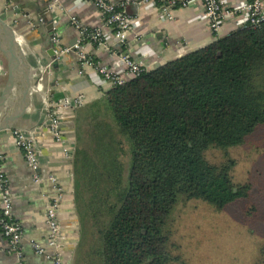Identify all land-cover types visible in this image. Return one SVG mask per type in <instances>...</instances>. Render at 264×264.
I'll use <instances>...</instances> for the list:
<instances>
[{
    "label": "trees",
    "instance_id": "1",
    "mask_svg": "<svg viewBox=\"0 0 264 264\" xmlns=\"http://www.w3.org/2000/svg\"><path fill=\"white\" fill-rule=\"evenodd\" d=\"M75 118L89 132L71 164L72 264L177 261L167 226L179 197L219 211L252 191L233 182L234 159L214 163L206 152L264 128V22L111 87ZM253 264H264V245Z\"/></svg>",
    "mask_w": 264,
    "mask_h": 264
},
{
    "label": "crops",
    "instance_id": "2",
    "mask_svg": "<svg viewBox=\"0 0 264 264\" xmlns=\"http://www.w3.org/2000/svg\"><path fill=\"white\" fill-rule=\"evenodd\" d=\"M111 1L114 4L128 1L127 12L134 18L132 31L122 43L112 31L103 28L104 44L97 47L87 43L84 45V52L100 66L117 73L124 71L120 61L122 55L143 61L148 70H152L201 49L216 38L227 36L242 27L244 13L240 9L246 3V0H222L235 12L214 34L203 19L198 0L188 8L175 9L171 19L163 17L151 2L140 4V0ZM262 5L264 9V0ZM0 17L16 30L23 41L26 56L33 65L36 62L46 65L51 60L48 54V38L51 33L60 40L62 46L70 47L76 43L78 31L71 23L72 18L88 30L102 27L101 16L90 0H58L56 8L51 11L48 10V0H11L10 4L6 0H0ZM40 19L43 23H39ZM50 21L52 30L48 29ZM1 65L5 69L4 62ZM3 86L4 80L0 77V93ZM43 86L51 89L46 94L49 100L55 97L56 101L65 96L74 99L76 95H83L86 102L82 107L100 100L111 88L94 66L80 64L74 52L64 54L58 60L57 69L51 67L49 73H46ZM47 112L46 100L35 95L29 109L17 121L16 129H25L23 132L33 141H38L41 146L38 152L44 155L45 165L52 167L53 174L60 173L66 195L59 204L57 215L61 225L65 263L70 264L73 262L70 253L77 239L73 229L76 213L73 208L74 197L71 196L72 183L68 182L66 176V171L70 168L65 156L55 146L51 132L44 126ZM75 114L62 111L60 119L64 127L60 131L64 136L71 138ZM10 137L11 135H0V168L9 185L14 218L22 229L21 255L17 257L6 252V239L0 232V264H51L46 257L35 254L33 245L39 244L47 249L48 230L44 213L48 200L54 197V189L48 183L42 184V187L33 183L32 171L26 166L21 152L11 147ZM72 140L66 145V151H71L69 145ZM63 242L69 245H64ZM51 252L49 250L48 253Z\"/></svg>",
    "mask_w": 264,
    "mask_h": 264
},
{
    "label": "rangeland",
    "instance_id": "3",
    "mask_svg": "<svg viewBox=\"0 0 264 264\" xmlns=\"http://www.w3.org/2000/svg\"><path fill=\"white\" fill-rule=\"evenodd\" d=\"M2 62L4 61L0 58V77L5 82L6 68L2 67ZM46 90L49 92L51 89L46 88ZM46 99H48L46 110L50 113L48 118L54 124L48 130L53 137H57L53 139L54 144L60 149L62 156H65L67 166L70 168L67 169L66 176L68 182L72 183L71 196L74 197L70 156L81 148L82 136L89 132V127L84 120L76 124L75 118L71 138L64 136L60 130L54 131L55 127L60 129L64 127L58 116L60 110L75 114L83 107H77V101L68 96L56 101L55 97L49 100V96H46ZM25 135L28 137V134ZM15 138L16 136L11 135V147H14ZM69 140H72L69 145L72 155L70 152L65 153L66 149L68 150L66 145ZM24 141L29 145V149L34 151L33 153L30 151L29 155L28 152L25 154L20 150L26 166L32 171V181L40 187L44 183L51 184L55 194L48 200V204H56L58 210L61 200L66 195L62 187L63 182L60 180V173L53 174L52 167L45 165L44 155L38 152V149H41L38 141L30 139H24ZM27 156H29V161ZM224 156H229L236 162L231 171L233 182L252 186L250 196L229 204L219 211L202 200H186L179 197L178 202L172 208L168 220L169 226H167L174 245L171 255L177 259L171 264H253L260 248L264 245V128L256 130L242 146L226 151L211 149L206 152V158L214 163L221 162ZM44 175L48 178L45 179ZM73 229L77 239H75L76 244L70 255L74 261L79 238L76 216ZM63 243L69 245L66 242ZM63 250L62 245L61 251ZM64 255L65 253L63 259Z\"/></svg>",
    "mask_w": 264,
    "mask_h": 264
},
{
    "label": "built area",
    "instance_id": "4",
    "mask_svg": "<svg viewBox=\"0 0 264 264\" xmlns=\"http://www.w3.org/2000/svg\"><path fill=\"white\" fill-rule=\"evenodd\" d=\"M7 4L11 0H6ZM98 10L101 19L102 27L88 30L82 28L75 19H71L72 25L78 31V39L72 46H62L60 40L53 35L51 43L54 49L55 60H59L64 54L74 52L77 55L78 61L82 65L94 66L102 79L111 87L123 85L127 80L139 77L141 74L149 71L146 63L143 61L134 60L126 55L120 56V61L124 67L122 73H117L104 66H100L94 62L91 56L84 52V45L89 43L94 46H102L104 44L103 28L109 29L120 41L124 42L128 34L134 27V18L127 12L128 1H122L114 4L111 0H90ZM197 0H140L141 3L151 2L160 11L163 17L171 19L172 12L178 8H188ZM201 8L203 19L209 29L215 34L227 19L235 12L229 9L222 0H198ZM138 3V4H139ZM58 0H48V10L56 8ZM244 13L242 27L246 25L257 27L264 22V9L262 0H246L245 5L240 9ZM39 23H43L40 19ZM241 27V28H242ZM52 67V61H49L42 67L40 80H43L44 73H49ZM74 99L77 101V107L85 105L86 98L83 95H76ZM53 122V121H52ZM51 128V127H50ZM16 136L14 148L18 151L22 150L25 154L30 155L34 151L29 149V145L24 139L27 136H22L21 133L13 134ZM57 138V137H56ZM54 137V140L56 139ZM34 149V148H33ZM31 151V152H30ZM72 155V152H70ZM73 159V155L70 156ZM29 161V156H27ZM32 162L34 160L32 159ZM72 164V162H71ZM36 170V168L34 169ZM45 223L48 230L46 247L39 244H34L33 249L35 254L46 257L51 261V264H66L63 259L62 244H61V225L57 215V205H47L44 213ZM0 232L6 239V252L14 254L17 257L21 255L20 244L22 239L21 225L15 220L12 209V197L10 194L9 185L0 168ZM48 250V251H47ZM52 250L51 253H48Z\"/></svg>",
    "mask_w": 264,
    "mask_h": 264
},
{
    "label": "water",
    "instance_id": "5",
    "mask_svg": "<svg viewBox=\"0 0 264 264\" xmlns=\"http://www.w3.org/2000/svg\"><path fill=\"white\" fill-rule=\"evenodd\" d=\"M52 27V21H50L48 29L52 30ZM52 36L53 33L48 38V54L51 57L52 68L57 69L58 61L55 60L51 43ZM72 46L70 45V47ZM0 58L6 65V78L0 93V135L18 134L25 129L12 127L13 116L27 110L35 95H40L44 100H48L46 99L47 90L43 86L46 78L45 73L42 76L43 80H40V74L43 72L42 67L45 64L36 62L32 66L26 63L23 41L16 30L2 17H0Z\"/></svg>",
    "mask_w": 264,
    "mask_h": 264
},
{
    "label": "bare ground",
    "instance_id": "6",
    "mask_svg": "<svg viewBox=\"0 0 264 264\" xmlns=\"http://www.w3.org/2000/svg\"><path fill=\"white\" fill-rule=\"evenodd\" d=\"M24 49H25V48H24ZM4 63H5V62H4ZM26 63H27V64H30V65L33 66V64L30 63V61H29V59H28L27 56H26ZM5 68H6V65H5ZM41 74H42V73H41ZM41 74H40V77H41ZM27 110H28V109H27ZM27 110L21 112V114H20V113H17V114H15V115L13 116V118H12V122H11V123H12V127H14V129H16V123H17V121L22 117L23 114L26 113ZM59 112H60V113L58 114V116L61 118L62 111L60 110ZM47 114L50 115V113H48V112H47ZM58 119H59V118H58ZM44 126H45L46 128L49 129L50 127L54 126V124H53V122L47 117V120L44 122ZM59 130H60V128H56V127L54 128V131H59ZM20 133H21L22 136H25V134H26V132H23V131L20 132ZM52 136H53V135H52ZM27 138L30 139V140H32L30 136H28ZM53 138H54V137H53ZM32 141H33V140H32ZM69 152H70V151H65V153H69ZM44 178L46 179V178H48V176H45ZM44 178H43V179H44Z\"/></svg>",
    "mask_w": 264,
    "mask_h": 264
}]
</instances>
